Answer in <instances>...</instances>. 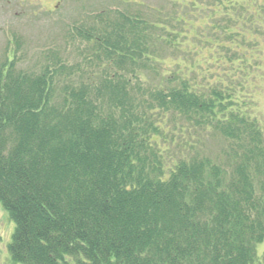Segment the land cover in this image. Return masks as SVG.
I'll return each mask as SVG.
<instances>
[{
  "label": "trees",
  "instance_id": "16d2710c",
  "mask_svg": "<svg viewBox=\"0 0 264 264\" xmlns=\"http://www.w3.org/2000/svg\"><path fill=\"white\" fill-rule=\"evenodd\" d=\"M168 2L74 25L75 59L50 49L25 65L9 40L0 202L15 264H256L264 129L247 77L264 5Z\"/></svg>",
  "mask_w": 264,
  "mask_h": 264
},
{
  "label": "rangeland",
  "instance_id": "374dc122",
  "mask_svg": "<svg viewBox=\"0 0 264 264\" xmlns=\"http://www.w3.org/2000/svg\"><path fill=\"white\" fill-rule=\"evenodd\" d=\"M257 1L264 5V0H241V4L252 6ZM167 2L168 0H0V57L9 40L18 35L23 42L25 65L36 62L41 52L50 49L64 52L67 48L69 57L79 58L80 55H76L79 40L75 44L67 40V33L74 25L85 23L90 16L102 10L108 11L115 7L124 10L128 5L134 9L143 8L144 4L159 7ZM258 48L260 50L255 55L253 69L256 78H253V73L251 78L247 77L250 81L247 90L255 103L250 112L264 129V41ZM71 49H74L73 53H70ZM208 54L207 50L204 56ZM242 75L243 73L240 74L241 77ZM205 142L210 151L220 149L222 144V141L214 137ZM14 231L15 224L0 202V264H15L8 249ZM256 259V264H264V240L257 245Z\"/></svg>",
  "mask_w": 264,
  "mask_h": 264
}]
</instances>
